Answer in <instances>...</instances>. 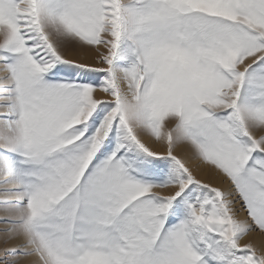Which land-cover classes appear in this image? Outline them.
Wrapping results in <instances>:
<instances>
[{"label":"snow or ice","instance_id":"6c2138e0","mask_svg":"<svg viewBox=\"0 0 264 264\" xmlns=\"http://www.w3.org/2000/svg\"><path fill=\"white\" fill-rule=\"evenodd\" d=\"M0 264H264V0H0Z\"/></svg>","mask_w":264,"mask_h":264},{"label":"bare ground","instance_id":"6f19581e","mask_svg":"<svg viewBox=\"0 0 264 264\" xmlns=\"http://www.w3.org/2000/svg\"><path fill=\"white\" fill-rule=\"evenodd\" d=\"M71 56V55H70ZM69 56V57H70ZM73 56V55H72ZM71 56V58H76L77 56H73L72 57ZM79 57H81L82 58V60H83V62H85V63H92L93 62V59H92V57H91V54H88V55H82V56H79ZM153 147H154V150H157V151H162L163 149L160 147V146H158V145H153ZM205 179H207L206 177H205ZM213 183L214 184H219V185H222V187H226V184H222V183H220L219 181H213ZM241 215L243 216V215H245V213H241ZM260 238L259 237H257L255 234H252L251 236H249V237H245L244 238V241H248V240H253V242H257L258 240H259Z\"/></svg>","mask_w":264,"mask_h":264},{"label":"rangeland","instance_id":"374dc122","mask_svg":"<svg viewBox=\"0 0 264 264\" xmlns=\"http://www.w3.org/2000/svg\"><path fill=\"white\" fill-rule=\"evenodd\" d=\"M72 56L73 54L72 53H68V56ZM71 56L69 57V58H71ZM73 57V56H72ZM75 57V56H74ZM91 57H92V59H93V62L92 63H94V54H91ZM73 59H79L81 62H83V60H82V58L81 57H76V58H73ZM85 63V62H84ZM103 94L102 93H97V96L98 97H100V96H102ZM214 186H220V187H222V185H219V184H214ZM245 215H246V213H245ZM243 242H246V241H242V243Z\"/></svg>","mask_w":264,"mask_h":264}]
</instances>
